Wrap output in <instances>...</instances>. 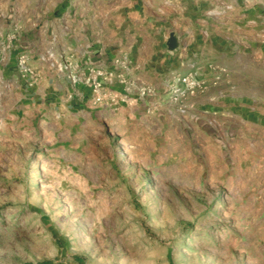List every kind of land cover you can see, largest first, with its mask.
<instances>
[{"label":"rangeland","instance_id":"1","mask_svg":"<svg viewBox=\"0 0 264 264\" xmlns=\"http://www.w3.org/2000/svg\"><path fill=\"white\" fill-rule=\"evenodd\" d=\"M0 264H264V0H0Z\"/></svg>","mask_w":264,"mask_h":264}]
</instances>
